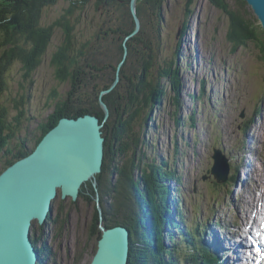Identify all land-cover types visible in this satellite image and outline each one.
Masks as SVG:
<instances>
[{
	"label": "rangeland",
	"instance_id": "1",
	"mask_svg": "<svg viewBox=\"0 0 264 264\" xmlns=\"http://www.w3.org/2000/svg\"><path fill=\"white\" fill-rule=\"evenodd\" d=\"M71 1L57 0L56 5L45 9L43 24L59 17ZM160 1L163 2L164 11L162 43L158 50L156 44H153L152 53L161 57H171L178 53L176 57L181 77L179 114L183 123L176 125L171 115L175 110L171 102L174 92L167 82V94L162 106L154 111L153 119L143 131L142 138L146 142H142L140 150L148 159L152 157L157 162L161 158L166 159L170 167L179 173L180 182L175 186H178L181 193L185 219L183 222L186 226L193 227L199 223L207 229V225H210L223 235L234 231L231 230V225H227L229 223L225 222L226 219L233 222L235 219L246 221V205L252 201H255L254 204H264V197H261L264 194V60L260 58L258 46L251 41L240 45L236 51L233 50L232 43L227 38L229 15L209 0ZM224 2L228 10H238L247 19L254 20L255 16L247 3L240 5L235 0ZM187 8L191 12L179 49V25L181 26L183 13ZM119 15L120 6L116 0H91L83 8L77 9L76 37L79 45L89 42L87 49H90V55L82 63H92L97 58L95 64L108 71L107 66L114 62L118 44L117 34L112 28L116 27ZM61 39V31L57 29L51 45L58 44ZM139 40L137 38L131 42L126 64L123 66L124 80L118 82L120 92L132 85L131 80L140 75L145 66V51ZM110 52L112 59L107 56ZM20 66V63H15L7 72V89L0 95V106L6 107L13 116L16 114L14 99H19L24 92L30 95L24 108L26 117L32 118L29 121L23 120L17 133L19 137L29 138L36 134L35 128L39 121L52 111L53 102L49 100L50 105H46L51 89L57 87L64 96L69 90V84L57 82L48 59L43 60L34 71L32 83L21 77ZM87 70L83 68L82 74L85 73V76L80 75L83 76V83L90 84L93 77L92 80L89 79L90 73ZM93 75L96 76L97 73L94 72ZM254 116L253 123L258 124V129L251 125L246 132L244 122H249L248 118ZM110 124L114 125L112 122ZM224 129L232 131L226 133ZM252 131L260 133L259 141L256 136H252ZM227 138L229 141L225 143ZM238 140L240 144H232ZM33 142L30 139L28 145H33ZM228 144H231L230 150L234 155L228 153ZM214 148L221 149L225 155L228 153V158L232 159L231 167L245 164L244 168L251 166L254 171L245 173L239 167L234 183H217L209 173ZM235 171L232 168L230 173ZM56 199L52 213L56 222L54 220L45 225V236L39 240L41 244V240L45 238L52 252L43 264H89L99 239L92 234L93 204L82 200L80 195L75 203L71 198L61 199L59 195ZM261 199L263 200L259 203ZM177 218L181 223L180 218ZM33 228L39 235L41 229L38 224Z\"/></svg>",
	"mask_w": 264,
	"mask_h": 264
},
{
	"label": "trees",
	"instance_id": "2",
	"mask_svg": "<svg viewBox=\"0 0 264 264\" xmlns=\"http://www.w3.org/2000/svg\"><path fill=\"white\" fill-rule=\"evenodd\" d=\"M90 1L72 0L59 17L48 24H43L44 10L56 5L57 0H0V95L7 89L6 75L15 63L21 65V77L32 83L34 71L43 60L48 59L57 82L69 84V90L64 96L57 87L51 89L46 105L49 106V100L52 101V111L39 121L35 128L36 134L29 138L19 137L17 133L23 120L29 121L32 118L26 117L24 108L30 95L24 92L19 99H14L16 114L13 116L8 113L6 107L0 106V173L15 160L33 151L42 137L62 117L77 118L93 114L103 120L104 111L100 105L99 95L113 84L117 75L120 82L124 80L123 66L126 64L131 42L139 38L145 51L143 58L145 66L142 73L131 80L132 85L129 88H124L120 92L117 83L111 91L103 94L102 100L109 109V116L102 128L105 139L102 171L96 175L95 184L93 181H87L81 186L79 195L82 200L93 204V235L100 238L99 222L106 228L123 225L130 230V253L127 264H212L215 260L211 254L205 247L202 251L195 242L199 238L198 232L200 229L203 230L204 226L197 224L187 227L183 222L185 219L181 214L182 201L178 186H176L178 196L176 192L174 194L175 206L181 218L180 224L185 228L187 236L180 231L182 238L176 240V236L168 231L166 240L170 247L165 244V223L169 228L179 225L169 214L172 211L167 206L170 188L165 183L168 180L180 182V175L170 167L166 159L161 158L160 162L152 157L148 159L140 150L142 142H146L142 138L143 131L153 119L154 111H158L162 106L167 94L169 88L167 82L174 92L171 102L175 110L171 115L176 125L183 123L179 114L181 77L180 64L176 57L178 53L171 57H161L152 53L153 44H156L157 50L161 48L164 26L163 2L138 0L136 14L141 27L136 35L129 36L135 29V20L130 12V0H116L120 6V15L116 18V27L112 29L117 34L118 44L114 52V62L108 64L107 71L95 64L97 58L92 63L88 61L82 63L86 56L90 55V49H87L89 45L87 41L79 45L75 33L77 24L75 13L78 8H83ZM209 1L229 15L227 38L232 43L233 50L236 51L237 47L251 41L258 46L261 53L259 56L264 60V31L257 20L247 19L238 10L237 12L228 10L224 0ZM235 1L240 5L246 3L244 0ZM190 12V8L185 10L181 26L179 25L180 40L177 43L179 49L182 37L186 33ZM57 29L61 31L62 39L58 44L51 45ZM125 48L127 53L124 56ZM107 56L108 59L111 58V52ZM121 61L123 63L118 70ZM83 68L88 69L90 80L93 77L92 83H83L82 77L85 76L83 75L85 73L82 74ZM94 72L97 73L96 76L93 75ZM201 91L204 92L203 89ZM248 126V122L244 124L245 129ZM27 135L29 136L28 133ZM30 139L34 141L31 146L28 145ZM177 151L178 149L176 153ZM230 168L232 169L231 165ZM236 172L237 169L235 173L229 175L227 184L234 183ZM54 220L56 222L51 214L48 222ZM38 226L41 229L39 235L33 228L31 238L40 253L39 264H43L51 254V249L45 240H41L39 244L41 237L45 236V225Z\"/></svg>",
	"mask_w": 264,
	"mask_h": 264
},
{
	"label": "water",
	"instance_id": "3",
	"mask_svg": "<svg viewBox=\"0 0 264 264\" xmlns=\"http://www.w3.org/2000/svg\"><path fill=\"white\" fill-rule=\"evenodd\" d=\"M137 1L130 0V12L135 20L130 36L138 33L141 27L136 14ZM244 1L264 31V0ZM126 53L125 48L124 56ZM122 63L118 64V70ZM118 81L117 75L113 84L99 95L103 120L93 114L62 117L42 137L34 151L0 173V264H37L39 252L30 237L33 224L46 223L58 194L62 199L71 198L76 202L80 185L89 177L94 180L102 171L105 141L102 128L109 116L102 96ZM209 172L218 182L228 179L229 165L219 149L215 150ZM99 229L97 250L89 264H127L128 228L122 225L106 228L99 222Z\"/></svg>",
	"mask_w": 264,
	"mask_h": 264
},
{
	"label": "bare ground",
	"instance_id": "4",
	"mask_svg": "<svg viewBox=\"0 0 264 264\" xmlns=\"http://www.w3.org/2000/svg\"><path fill=\"white\" fill-rule=\"evenodd\" d=\"M196 53H197V51H196ZM255 119V116L254 117H249L248 118V123H249V126H248V128L247 129H245V131L247 132L248 130H249V128L251 127V125H252V128H256V129H258V124L256 125V123H253V122H255V121H253ZM247 122H244V124H246ZM253 124H254V126H253ZM245 128V127H244ZM224 131L227 133V132H230V131H232V130H229V129H224ZM253 132V134H252V136H256V138H258V141L260 140V133L259 134H256V132L255 131H252ZM262 133H264V131L262 132ZM227 137V136H226ZM229 141V139L227 138V140L225 141V143H227ZM255 141V140H254ZM232 144H234V145H236V144H240V140H238V142H234V143H232ZM225 145V144H224ZM229 146H228V153L229 154H231V155H234V153H233V151L232 150H230V145L231 144H228ZM216 149H219V148H214L213 149V154H212V159H213V155H214V153H215V150ZM219 150H221V149H219ZM34 151V150H33ZM32 152V151H31ZM30 152V153H31ZM221 152H222V150H221ZM232 152V153H231ZM228 153H227V155H225L223 152H222V154L224 155V157H225V159L227 160V162H231V158H228ZM27 156V155H26ZM23 158V157H22ZM21 159V158H20ZM19 159H17V160H15L14 162H16V161H18ZM13 162V163H14ZM12 163V164H13ZM245 163H248V162H245ZM12 164H10L9 166H11ZM228 165H230L229 163H228ZM236 165V167L239 169V167L240 168H242L243 169V171H245V173H250L251 171L253 172L254 170H251V166H249V167H247V168H244V165L245 164H243L242 166H241V164H235ZM250 165V164H249ZM237 168H235V170L237 169ZM238 169H237V171H238ZM210 173V175H211V177H213L214 179H215V177L211 174V172H209ZM96 178V177H95ZM95 178H94V180H92V177H89V178H87V180H85L84 182H86V181H95ZM229 179V178H228ZM216 180V179H215ZM235 180H236V178H235ZM228 181V180H227ZM227 181H225V182H218L217 180H216V182L217 183H224V185L225 184H227ZM244 181V180H243ZM83 182V183H84ZM82 183V184H83ZM176 183H178L179 184V182H176L175 180H169L168 181V184H169V186L170 187H172V185H173V187H174V185L176 184ZM244 183H245V181H244ZM82 184L80 185V188H81V186H82ZM231 184V183H230ZM166 185V184H165ZM261 197H264V194L262 193V195H261ZM254 202L255 201H252L250 204H248V205H246V208H245V211H246V221H244V220H242V218H241V220L242 221H240V219L238 220V219H235L234 220V222L232 221V220H227L226 219V221L225 222H227V223H229V224H227L228 226H230L231 225V230H234V231H229V233H224L223 235H220L219 233H217V231H216V229H212L211 231H209V235H208V233H206V234H203L198 240H197V243H196V246L197 247H199L201 244L203 245V247H204V244H205V242L207 241V240H205V239H207L206 237H207V235H208V237L210 238V239H212V240H214V239H216V240H219V242H220V247H219V249H218V255H219V264H243L244 262L246 263V264H248V260H246V259H244L243 258V255L246 253V251H245V248L247 247V243H246V239L245 238H242V236L244 235V232H246V233H248V232H250L251 230H252V228H251V224L252 225H256L257 224V221L259 220V218L257 219V218H254V217H252L251 216V213L256 209V207H257V203L256 204H254ZM241 203H244L245 204V201H242L241 200ZM183 208V207H182ZM252 219V220H251ZM260 219H262V217L260 216ZM129 230V229H128ZM179 230L180 231H182L183 230V228L182 227H179ZM130 232V231H129ZM130 237H131V233H130ZM50 256V255H49ZM245 260V261H244Z\"/></svg>",
	"mask_w": 264,
	"mask_h": 264
}]
</instances>
